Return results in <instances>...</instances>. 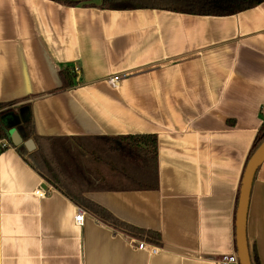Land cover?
<instances>
[{
  "label": "crops",
  "instance_id": "1",
  "mask_svg": "<svg viewBox=\"0 0 264 264\" xmlns=\"http://www.w3.org/2000/svg\"><path fill=\"white\" fill-rule=\"evenodd\" d=\"M75 1L0 0V103L14 102L0 109L13 145L0 155V264H217L237 251L241 180L264 123V2L219 16ZM67 68L77 79L60 90ZM27 104L36 134L60 139L57 155L84 196L159 232L160 246L125 234L39 173L29 159L36 143L30 151L21 129V144L9 133ZM141 134L158 140L156 189L139 184L138 167L126 170L134 182L88 153L99 148L94 137ZM103 167L133 185L108 184ZM247 237L253 264H264V162Z\"/></svg>",
  "mask_w": 264,
  "mask_h": 264
},
{
  "label": "trees",
  "instance_id": "2",
  "mask_svg": "<svg viewBox=\"0 0 264 264\" xmlns=\"http://www.w3.org/2000/svg\"><path fill=\"white\" fill-rule=\"evenodd\" d=\"M62 1L70 5L80 3V1L75 0ZM262 2H264V0H101L100 6L102 8L114 10L154 8L192 14L226 16L254 8ZM61 78L62 85L59 88L60 90L73 86L76 82L77 76L73 74L69 68H67L62 70ZM13 104L14 102L0 103V109L7 108V111H9L10 106H13ZM17 112L18 114H15L14 117L15 121H17L16 117L19 118L18 125L20 126L22 137L24 139H33L37 145L36 150L30 153V162L45 179L58 189L62 190L79 206L93 212L94 214L106 217L113 225L125 234L157 246L162 244V238L159 232L138 228L121 221L108 210L85 197L83 194L84 188L76 186V178H74L72 176L73 173H70L68 170V162L61 160V158L57 155V150L59 149L58 146H63V144L59 145L60 139L42 137L36 134L33 110L30 104L19 107ZM1 116H3V114H1ZM92 139H94L97 147L99 148H95L93 151L89 150L88 153L93 155L95 159L105 163L111 169L123 173L126 178L134 182L138 180L137 177H134L126 170L131 166H136L140 170L144 171V176H142L143 179L139 180V184L146 188H158V140L156 135L141 134L102 136L94 137ZM76 140L79 141V139ZM263 141L264 123L259 129L248 160ZM78 144L84 150H88V148H86L81 142ZM100 149L103 150L102 155L99 153ZM60 150L64 151L63 148ZM116 159L123 161H117ZM81 178L84 180L83 177ZM90 180L91 178H87L86 183ZM234 230L236 247L235 224Z\"/></svg>",
  "mask_w": 264,
  "mask_h": 264
},
{
  "label": "water",
  "instance_id": "3",
  "mask_svg": "<svg viewBox=\"0 0 264 264\" xmlns=\"http://www.w3.org/2000/svg\"><path fill=\"white\" fill-rule=\"evenodd\" d=\"M16 119V122L9 124L8 127L10 129L15 128L18 125L19 118L16 117ZM12 136L15 143H23L22 137L18 134V131L16 129L13 130ZM24 145L30 151L35 149V143L32 139L25 141ZM263 162L264 141L260 144V146L255 150L253 155L248 160L241 180L235 221L237 247L236 252L239 259V264H253L247 237V221L254 180Z\"/></svg>",
  "mask_w": 264,
  "mask_h": 264
},
{
  "label": "built area",
  "instance_id": "4",
  "mask_svg": "<svg viewBox=\"0 0 264 264\" xmlns=\"http://www.w3.org/2000/svg\"><path fill=\"white\" fill-rule=\"evenodd\" d=\"M120 79L119 75L113 76L110 78L111 84H116L117 81ZM13 147L8 131L2 124L1 120V111H0V155H2L5 151L11 149ZM36 194L40 197L46 196V191L41 189L37 190ZM76 222L78 225L82 226L85 222V211L80 208L78 214L76 216ZM140 248L144 247V243L141 242L139 244ZM217 264H239V259L237 256V252L222 254L219 259L216 261Z\"/></svg>",
  "mask_w": 264,
  "mask_h": 264
},
{
  "label": "rangeland",
  "instance_id": "5",
  "mask_svg": "<svg viewBox=\"0 0 264 264\" xmlns=\"http://www.w3.org/2000/svg\"><path fill=\"white\" fill-rule=\"evenodd\" d=\"M4 117H5V119L7 120V121H11V116H10V114L9 113H6L5 115H4ZM19 130L20 129V126L19 125H17L15 128H12V129H10V131H9V133H10V136L12 137V133H13V130ZM103 168H105V167H103ZM106 169V170H105ZM105 169H101V168H99V171L101 172V174L102 175H104V176H102V177H105L106 178V180L108 181V184H114V185H117V186H119V187H122L123 185H127V186H130V185H133L131 182H129L130 184H128V183H123V180L120 178V177H118L117 176V174H115V175H113V172H111V170L109 169H107V168H105ZM108 175V176H107ZM111 175H112V177H111ZM107 176V177H106ZM126 180H124V182H125Z\"/></svg>",
  "mask_w": 264,
  "mask_h": 264
}]
</instances>
